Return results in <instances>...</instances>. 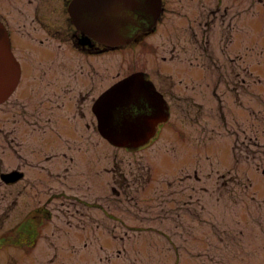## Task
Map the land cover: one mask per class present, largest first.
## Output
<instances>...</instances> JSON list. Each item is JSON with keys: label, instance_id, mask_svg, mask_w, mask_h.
I'll list each match as a JSON object with an SVG mask.
<instances>
[{"label": "rangeland", "instance_id": "obj_1", "mask_svg": "<svg viewBox=\"0 0 264 264\" xmlns=\"http://www.w3.org/2000/svg\"><path fill=\"white\" fill-rule=\"evenodd\" d=\"M263 2L169 0L167 19L176 25L173 34H153L89 58L91 63L86 61L94 76L87 80L90 86L101 78L118 80L137 69L152 73L150 78L166 93L174 123H163L161 131H166L150 143L141 142L131 151L111 144L99 133L90 102L85 105L88 116L81 119L76 135L54 143L52 154L58 148L71 154L69 145L81 151V142L92 148L85 158L75 152L67 170H63L68 166L60 159L59 169L54 171L57 158L47 159L44 150L35 151L29 140L17 142L21 134L0 135V156L6 154L4 164L0 159V174L29 170L27 177L12 183L0 177V264H264V146L254 144L256 139L249 129L246 135L228 132V128L236 129L238 114L251 124L254 109L264 108V84L253 88L255 76L248 72L260 63L264 66V51L256 54L261 51L257 45H264V30L260 29ZM209 4L218 11L226 4L233 6L229 16L238 11L236 5L244 6V38L234 30L231 38L236 41L227 44L224 19L219 13L207 17ZM208 21L212 58L205 56L200 41ZM233 23L237 27L242 20L234 19ZM192 30L198 32L197 48ZM226 44L235 45L226 49ZM238 49L246 59L241 65L236 58ZM196 64L202 70L203 65L213 66L207 78L205 72L193 70L191 65ZM187 66L189 70L183 72ZM176 70L180 75L175 74V80L187 76L190 81L199 74L203 85L208 80L212 86L204 88L201 84L192 89L181 85L174 95L166 89L170 82L157 72ZM238 71L246 82L243 108H238L233 91L238 85ZM188 83L195 85L192 80ZM28 95L25 88L20 89V109L29 124L37 125L32 130L41 127L46 131L49 105L39 100L25 104L30 100ZM228 99L231 108L227 122V114H223ZM43 107H47L46 114ZM7 111L0 114V132L2 127L9 131L13 125L12 114L7 119ZM177 128L188 134L179 136L174 131ZM245 137L247 144L241 140ZM48 172L56 182L40 180ZM248 176L254 180L250 187ZM44 207L49 210L44 211ZM29 227L39 232L31 245L18 237L30 231Z\"/></svg>", "mask_w": 264, "mask_h": 264}, {"label": "flooded vegetation", "instance_id": "obj_2", "mask_svg": "<svg viewBox=\"0 0 264 264\" xmlns=\"http://www.w3.org/2000/svg\"><path fill=\"white\" fill-rule=\"evenodd\" d=\"M71 1L72 0H0V22L8 31L12 52L21 67V76L16 89L8 97V99L0 105V114L5 110H8L6 113L7 119L10 117V114H12L11 121H13V125L9 131L6 130L5 127H2L0 135L6 137L5 135H9L11 132L17 135L21 134L18 137L17 142L24 143L26 140L27 143L29 140L30 146H32L35 151L39 148L44 150L47 159L56 157L57 160L53 164L54 171L59 169L57 164L60 159H62L61 163H66L68 166L64 167L63 170H67L69 168V161L74 162L75 160V152L84 158L86 154L83 142H81V151H78L69 145L68 148L71 149V154H69L67 150H62L60 148H58V152L52 154L55 141L58 139H62V141H69V139L65 137L76 135L75 131L78 130L79 126H81V119L88 116L85 105L90 102L92 108L96 99L103 92L130 73L138 71L143 72L147 82L148 91L161 99V103L154 104L145 97L140 98L141 103L139 106L134 104V102H126L124 107L115 112L114 119L124 121L130 117L134 119V117H139L144 113H147L151 116H155V118H152L153 122H158V124H160L163 121L168 123L170 118H173L174 115V113L170 111L171 106L166 99V93L163 92L162 87L158 84V82L150 78L149 74H152L150 71L137 69L131 71L118 80L116 79L110 82L101 78L97 82L93 81V85L90 86L89 84L91 82L87 84V80L90 81L94 76H92L86 65V61L89 58L92 59L109 54L120 48L129 46L135 41L149 39L150 35L157 33L161 35L173 34V29L176 25L175 23L172 25L171 21L167 19L169 17L167 13L170 9L167 6L169 0H161V10L158 17H156V23L154 26L153 17L151 18L146 14H142L138 11V9L135 11L127 9L124 13V17H126L128 23H126L124 29L127 31L128 35L133 37V40L127 44L114 47L100 43L76 27L70 14ZM210 6L211 5L209 4L205 9L207 17H210L215 13H219L224 19V21H222V25L226 39L228 37L227 44H231L236 41V39L231 38L234 30H238L237 36L239 38H244L245 18L242 17V14H245L244 6L239 8V5H234L238 11L233 12L232 16H229V9H233L234 7H231L229 4H226L223 11L214 10ZM240 18L242 20V24L236 27L233 20L236 19L239 21ZM210 29L211 22L208 21L207 31L200 34L201 46H205V56L208 58H212L210 48L212 45V38L210 35L212 31L207 33ZM260 29L261 32L264 30V23L260 25ZM192 34L194 37L195 48H197L196 41L199 38L197 37L198 32L192 30ZM227 44L226 49H230L232 45H235L232 44L229 46ZM258 45L257 48L261 51H259L260 53L256 52V54L260 56L264 51V45ZM240 50L241 49H238L236 54L239 65L245 63L246 60L244 58V53H240ZM90 59L88 60L89 63H91ZM163 59L173 60V57L167 59L163 56ZM196 66L197 64L194 66L191 65L193 70L198 69L205 72V78L208 77L209 73L213 69V66L209 65H203L204 70L199 69ZM223 69L224 66H222V80H225L227 74ZM242 69L247 71L245 66H243ZM28 70L30 71L28 72ZM95 70H98L96 66ZM95 70L93 69L96 76ZM188 70L187 66V69L183 72H187ZM261 70H264L262 63L258 64L257 67L248 70L249 73H252L255 76V84L253 85V88H257L259 85L264 84V73ZM157 73L163 75L170 82L166 89L174 95H176L175 88L177 86L184 85L194 89L195 87H201V84L203 85V77L199 74L191 76V80L195 81V85H190L188 82L191 80H186L187 76L180 77L178 80H175V74L180 75V70H176L175 73L169 71H165L163 73L158 71ZM116 75L113 77L115 78ZM236 76L238 77V85L233 89V91H236V104L238 105V108H243L245 104L243 96L244 89H246V82L245 78L241 76L240 71L236 73ZM205 82L206 84L203 85L204 88L212 86L210 81L206 80ZM217 83H219V81H217ZM23 88H25V92L29 94L27 98L30 99L29 102H25V104H37V100H39L40 104L49 105L50 119L49 123L45 126L46 131H42L41 127L35 131L32 130V128L36 129L37 125L33 126L29 124L24 111H21L20 108H22V106L19 104L20 101L18 93L20 92V89ZM261 94L255 93L256 96ZM32 100L34 102H32ZM224 103L226 104V101ZM259 104L261 105L262 102L259 101ZM226 106L227 109L225 107V114L223 115L227 114L228 122V115L231 108L229 105V99L227 100ZM56 109H58L57 112ZM42 111L46 114L47 107H43ZM254 113L253 117L255 118L251 124L245 120L243 116L238 114L236 129L230 130V128H228V132L239 136L240 134L246 135L247 129H249L252 131L254 138L256 139L254 144L262 147L264 146V142L261 141L264 140V108L259 107L257 110L254 109ZM93 116L95 119L94 123L98 129L97 117L94 114ZM86 124L90 126L89 122ZM73 126L74 131H72ZM47 129H51L53 131ZM28 131H30V133H28ZM117 132L119 131L115 130V133L113 134L116 135ZM251 137L252 136L250 135V139ZM241 140L243 144H247L246 137ZM42 143L44 144V147L41 146ZM4 153H2L3 156H0L3 164V158L6 155ZM35 158H37L36 155ZM15 170L22 173V176L19 178L21 180L27 177V172L29 171L21 168ZM50 172L53 173L52 170H50ZM50 172H48V175L45 176V179L40 180L46 181L47 184L56 182ZM82 172H84V170ZM262 173L264 174V170ZM50 186L53 187V185ZM34 211L37 212L38 209H35Z\"/></svg>", "mask_w": 264, "mask_h": 264}, {"label": "water", "instance_id": "obj_3", "mask_svg": "<svg viewBox=\"0 0 264 264\" xmlns=\"http://www.w3.org/2000/svg\"><path fill=\"white\" fill-rule=\"evenodd\" d=\"M127 9H138L142 14L153 17L154 26L161 10V0H72L70 14L78 29L100 43L114 47L133 40L124 29L128 23L124 17ZM19 74L20 68L11 52L8 32L0 22V103L13 91ZM142 97L154 104L161 103V99L148 91L143 72L128 75L101 94L94 103L93 111L97 115L102 135L115 144L124 145L137 143L147 137L153 126L152 118L155 116L144 113L134 119H114L115 112L124 107L126 102H134L139 106ZM115 130L119 131L116 135L113 134ZM21 176L22 173L14 171L3 174L2 178L10 182Z\"/></svg>", "mask_w": 264, "mask_h": 264}]
</instances>
